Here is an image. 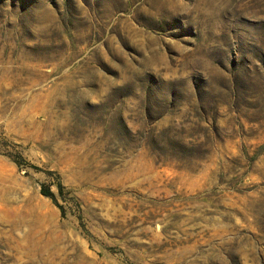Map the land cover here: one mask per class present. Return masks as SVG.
Masks as SVG:
<instances>
[{"label": "rangeland", "instance_id": "rangeland-1", "mask_svg": "<svg viewBox=\"0 0 264 264\" xmlns=\"http://www.w3.org/2000/svg\"><path fill=\"white\" fill-rule=\"evenodd\" d=\"M0 264H264V0H0Z\"/></svg>", "mask_w": 264, "mask_h": 264}, {"label": "trees", "instance_id": "trees-1", "mask_svg": "<svg viewBox=\"0 0 264 264\" xmlns=\"http://www.w3.org/2000/svg\"><path fill=\"white\" fill-rule=\"evenodd\" d=\"M60 188V186H59ZM41 193L47 197H50L52 198L53 200H55V195L53 193V191L50 189L49 186L45 185V184H42V187H41Z\"/></svg>", "mask_w": 264, "mask_h": 264}]
</instances>
